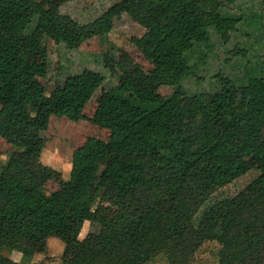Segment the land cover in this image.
I'll use <instances>...</instances> for the list:
<instances>
[{
	"label": "trees",
	"instance_id": "obj_1",
	"mask_svg": "<svg viewBox=\"0 0 264 264\" xmlns=\"http://www.w3.org/2000/svg\"><path fill=\"white\" fill-rule=\"evenodd\" d=\"M37 1L0 0V134L29 166L41 157L32 135L51 117L87 120L108 136L86 138L52 192L46 172L27 176L16 159L0 161V199L8 197L0 207V264H46L33 261L37 243L55 234L75 240L85 222L99 227L96 244L57 264H148L157 255L189 264L211 242L217 264H264V24L236 51L241 60L224 59L229 72L213 92L183 86L208 59L212 34L225 42L235 30L240 18L229 10L250 0H120L84 24ZM124 15L143 29L130 42L151 69L121 56L119 81L101 89L90 118L83 109L104 80L98 69L65 67L60 94H47L30 41L47 38L72 53ZM255 47L261 54H245ZM161 86L172 92L160 96ZM251 169L258 172L252 182L219 197ZM98 200L113 213L95 212ZM17 241L23 250L14 261Z\"/></svg>",
	"mask_w": 264,
	"mask_h": 264
},
{
	"label": "rangeland",
	"instance_id": "obj_2",
	"mask_svg": "<svg viewBox=\"0 0 264 264\" xmlns=\"http://www.w3.org/2000/svg\"><path fill=\"white\" fill-rule=\"evenodd\" d=\"M120 0H38L37 3L43 9L57 7L61 13L70 15L78 23L84 24L101 15L109 6ZM240 18L235 30L228 33V40L223 41L220 36L212 34L211 47L207 51L208 59L203 65H197L193 75L183 81L185 89L190 91L213 92L217 88L219 78H224L229 72L224 64L225 58L236 62L241 56L236 51L245 47L248 40H254L259 34L260 27L264 24V0H250L248 3L229 10ZM34 23V22H33ZM143 29L135 24L129 17L121 16L113 23L112 30L104 36L93 37L84 41L72 53H64L61 47L47 38L31 40L32 59L37 66L43 68V73L38 75L46 88L47 94L55 96L60 94L59 74L67 68H78L90 65L98 69L104 76L101 86L93 93L86 103L83 114L90 118L95 111L97 98L102 88L114 86L119 81V74L115 68L117 60L123 55H128L144 70H150L151 65L143 59L141 54L133 47L130 40L140 37ZM251 42V41H250ZM247 56L261 54L257 47L246 51ZM46 56L45 61L43 57ZM70 57V62L65 63V58ZM197 54L192 55L190 64H193ZM254 62L255 59H252ZM236 72L238 70L236 69ZM172 92L169 86H161L157 93L166 97ZM108 131L90 124L87 120L70 121L65 118L51 117L46 129L34 131L31 144L41 150L40 160L32 165H25L19 151H16L9 141L0 134V161L14 158L24 165V173L27 176H37L46 172L49 179L45 185L46 192H52L61 187L68 179L70 159L72 152L80 147L88 137H97L105 140ZM258 176L256 169H251L231 184L223 187L217 193L219 197H231L245 188ZM8 204V197L0 199V207ZM93 210L109 215L113 213L112 206L98 200ZM100 234L97 225L85 222L78 238L73 240L61 234H55L47 240L37 243L33 261L57 264L59 256L70 257L86 246L96 244ZM23 244L15 243L12 253L9 255L14 261L20 259ZM218 245L214 242L205 243L200 252L192 257L189 264H217L216 252ZM52 261V262H51ZM50 262V263H49ZM148 264H167L162 255H157Z\"/></svg>",
	"mask_w": 264,
	"mask_h": 264
},
{
	"label": "crops",
	"instance_id": "obj_3",
	"mask_svg": "<svg viewBox=\"0 0 264 264\" xmlns=\"http://www.w3.org/2000/svg\"><path fill=\"white\" fill-rule=\"evenodd\" d=\"M70 171V170H69ZM69 174V173H68Z\"/></svg>",
	"mask_w": 264,
	"mask_h": 264
}]
</instances>
